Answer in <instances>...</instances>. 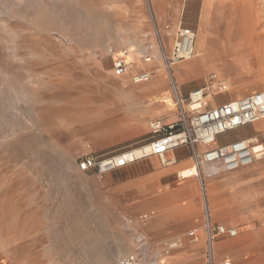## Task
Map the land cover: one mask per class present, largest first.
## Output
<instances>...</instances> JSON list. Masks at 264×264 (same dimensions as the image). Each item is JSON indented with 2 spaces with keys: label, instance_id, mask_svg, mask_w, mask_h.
Instances as JSON below:
<instances>
[{
  "label": "rangeland",
  "instance_id": "1",
  "mask_svg": "<svg viewBox=\"0 0 264 264\" xmlns=\"http://www.w3.org/2000/svg\"><path fill=\"white\" fill-rule=\"evenodd\" d=\"M236 1L209 6L205 32L214 36V48L224 44ZM240 1L254 4L253 15L264 29V0ZM161 6L152 0H0V264H115L131 253L144 254L148 263L157 258L166 264H207V240L204 248V240L196 245L188 236L197 229L195 240H201L207 211L214 222L233 225L239 233L214 244L216 264H264V158L243 168L259 164V181L228 198L221 184L211 183L223 171L208 180L196 176L194 193L191 184L181 190L193 179L180 177L192 160L170 178L147 175V165L135 167L150 157L162 165L159 156L105 174L79 168L88 156L109 158L147 146L155 138L151 121L181 119L177 94L186 98L184 89L195 83L217 76L234 92L232 98L258 91L249 87L264 89L261 28L251 57L222 53L201 76L177 80L175 70L186 61L169 70L164 56L180 24L198 28L203 0H181L177 21L168 5ZM231 28L233 42L239 38L237 24ZM136 42L157 52L156 63L135 56ZM110 46L131 48V73L145 63L155 77L135 84L131 74L116 76ZM161 78L165 85L159 89L155 83ZM167 98L174 104L163 112L159 104L166 105ZM184 109L188 118L186 103ZM260 120L246 130H263ZM254 142L264 147V133ZM232 197L239 202L226 208L223 201ZM174 242L179 245L173 248Z\"/></svg>",
  "mask_w": 264,
  "mask_h": 264
},
{
  "label": "built area",
  "instance_id": "2",
  "mask_svg": "<svg viewBox=\"0 0 264 264\" xmlns=\"http://www.w3.org/2000/svg\"><path fill=\"white\" fill-rule=\"evenodd\" d=\"M196 38L197 33L192 27L180 24L172 50L164 56L165 67L171 70L174 65L194 57ZM107 54L113 57V71L116 76L131 74L132 82L135 84L145 83L151 79L153 72L148 69L131 73L133 66L129 60L128 48L117 49L110 46ZM153 58L152 55L143 56L146 63L152 62ZM214 89H217V92H214ZM226 90V85L212 76L211 81L191 91L186 98L182 96L177 98L181 119L170 124H165L159 119L151 121V132L155 138L147 145L148 149L143 148L144 152L140 157L130 160L125 154L103 159L88 156L80 161L79 168L83 171L96 169L101 174H105L149 156H159L162 164L168 165L174 161L167 160L166 156L169 152L187 145L193 148L191 156L193 165L186 169L190 171L189 176L194 175V169L199 170L206 165H216L220 171L227 173L251 166L256 160V155L264 152L262 144L258 150L259 144L255 145L251 138L238 139L225 145H218L216 142L221 134L264 118V89L226 103L210 106L209 99ZM185 103L191 112L188 118L185 115ZM199 145L204 146V149H197ZM197 231V229L189 231L188 236L195 240ZM205 233L207 264H216L213 251L215 242L223 236L236 237L238 230L222 222H213L207 211ZM146 260L144 254L131 253L118 259L115 264H166L157 258L150 259L149 263ZM221 264H231V262L225 261Z\"/></svg>",
  "mask_w": 264,
  "mask_h": 264
},
{
  "label": "crops",
  "instance_id": "3",
  "mask_svg": "<svg viewBox=\"0 0 264 264\" xmlns=\"http://www.w3.org/2000/svg\"><path fill=\"white\" fill-rule=\"evenodd\" d=\"M180 1L181 0H152L154 5H160V6L163 5V4L168 5L169 6V10H170V15H171L170 18L172 20H174V21H177L179 19V16H180V8L178 6V5H180ZM192 1H193V4H195L196 0H192ZM218 3H220V0H203V9H202L200 17H199L198 28L196 26L192 25V24L189 25L195 31H196V28H197V31H196V33H197L196 44L198 45V47L201 50V52H209V51H214V50L224 51V50H226V48L228 46L229 47H232V46L239 47V45H240V40H239V38H240V32H239L240 28L239 27H241V26H239V25H241V22L243 20V17H242L243 14H244L243 8H244V6H250V2H247V1L244 2V1L238 0V1H236V2H234V3H232L230 5L232 9H231V12H230V17L227 20V24H226L225 30H224L225 31V35H226L224 44L222 45V47L214 48L213 47L214 42L212 43V38L214 36H211V35L208 36V34L205 32V28L208 27L209 22L211 20L209 14H210V8L212 9V7H209V6H213V5H216ZM250 7L255 8L254 5H251ZM162 9H163V6H161V10ZM258 21H261V20L258 19ZM236 24H237V28H238L237 32L239 34V38L236 41L232 42L231 41V34H232L234 29H232L231 27L234 28V26ZM257 30L253 31V33L250 34V36L255 37L256 34L259 33L258 32L259 30L258 31ZM142 45H144L147 48L145 43H142ZM147 50L150 51L148 48H147ZM151 52H154L155 54L157 53L155 50H152ZM198 63H201L199 65V67H201V68H197V71L195 73L191 74V75H188V74H186L184 72V68H183L184 65L177 66V68L175 70V73H174V75L177 77V80L183 81V80L188 79V78L199 77V76H201V73H203V72L205 73L207 70L210 69L211 66H214L212 61L210 62V61L202 60L200 62V60H199V61H194L193 62V64H198ZM148 68H149V66L146 67L145 69L141 68L140 70H142V69L146 70ZM153 76H152V79L155 77V76L154 77ZM159 80H162V81H159ZM205 81H204V83L202 85H196V83H195L193 86H191L189 88H185L183 92L185 94H187V96H188V94L191 91L204 86L207 83ZM145 83H141V84H145ZM148 85H149V83L144 85V86L147 88ZM164 85H165V81H163V78L156 80L155 86L157 88L161 89V88L164 87ZM156 90H158V89H156ZM155 93H157V92L155 91ZM233 93L228 89L225 92H222L220 94H217V95L213 96L212 98L209 99L210 106L219 105V104L226 103V102H229L231 100L237 99V98H232V96L234 95ZM177 96L179 97V96H182V95L180 93H178ZM241 97H243V96H241ZM238 98H240V97H238ZM159 106L162 107L163 112H167L169 110V107L164 105L163 102H161V104H159ZM170 121H173V118L170 119ZM258 126L264 128V124H258ZM263 133H264V129L260 130V131H251V132H249L248 130H246L245 126H242V127H239V128H237L235 130H231V131H228V132H225V133L221 134L220 136H218L216 143L218 145H225V144H229V143H231V142H233L235 140L246 139V138L248 139L249 137L252 140H256L257 137L262 136ZM197 149L203 150L204 146L199 145L197 147ZM192 152H193V148L191 146H188V145L187 146H181V147H178V148L174 149L173 151L169 152L168 155L172 156V158H173L172 160H174L170 164V166H167V165H164V164H162L163 165L162 166L157 159H154V158L149 156L150 158L145 159L144 160L145 162H138L135 165V167L141 166V165H143V166L147 165L148 168H149V170L145 171V173L147 175L154 176V177H162L163 176V177L170 178L171 176H175L176 175L178 168H181V167H183L185 165H189L190 164V162L192 160V157H191L192 156ZM246 168H248V167H246ZM210 172L211 171L208 172V167L203 166L202 168H200L198 170V172L196 173L195 176L189 177V178H193V179L190 180L188 178L189 180L186 183H184L185 184L184 186L180 185L181 190L184 191L185 189H188L189 185L191 184L192 185L191 188H192V191L194 193L195 188L197 187V184H196L197 180H198L197 177L200 180L201 179L208 180V178H212L214 176V175H210ZM236 172L235 173L234 172H231V173L225 172L224 176L217 178L216 179L217 181L213 180L211 182L212 184H215V183L221 184V188H222V190H224L225 194H227V198L229 196L237 197L236 194H237L238 189L242 188L243 186L255 185L259 181V176L262 174V171H261V168H260L259 164L257 166H255V167H253V168L246 169V170H243V169L241 170L240 169V170H238ZM216 175H218V174H216ZM152 191H155V189L152 190ZM144 195H154V193H146ZM238 200L239 199H236V198L232 197L229 200H226V201L224 200L223 204L225 205L226 208H231V206H236V204L239 202ZM210 218H211V216H210ZM222 223H224V222H222ZM224 224H226V223H224ZM226 225H228V224H226ZM228 226H233V225H228ZM199 232H200V230H199ZM204 234L205 233L203 232L201 240L197 239V240H194L193 242L194 243L201 242L200 244H202V242L204 240L203 244H204V248H205L206 239H204V236H206V234L205 235ZM223 238H224V236L222 238L218 239L217 241H219V240H221ZM174 244H176V243L175 242L172 243V245H174ZM177 245H179V243H177ZM205 252H206V249H205ZM150 259H152V258H150Z\"/></svg>",
  "mask_w": 264,
  "mask_h": 264
},
{
  "label": "bare ground",
  "instance_id": "4",
  "mask_svg": "<svg viewBox=\"0 0 264 264\" xmlns=\"http://www.w3.org/2000/svg\"><path fill=\"white\" fill-rule=\"evenodd\" d=\"M248 2V1H247ZM251 5H254V4H252V3H250V6ZM250 6H244V8H243V10H244V14H243V20H242V22H241V25H239V26H241V27H239L240 28V30H239V32H240V38H239V40H240V45H239V47H235V46H232V47H227L226 48V50H224V51H217V50H214V51H209V52H201V50L199 49V47H198V45L197 44H195V55H194V57H192L191 59H188V61L187 60H185L186 61V63L184 64V72L186 73V74H188V75H191V74H193V73H195L196 71H197V68H201V67H199V65L201 64V63H198V64H193V62L194 61H199L200 60V62L202 61V60H206V61H214L215 59H216V57L218 56V55H220V54H222V53H226V54H230V55H238L239 56V59H247V58H249V57H251L253 54H254V52L251 50V45H252V40L255 38V37H252V36H250V34H252L253 33V31H256L258 28H261V31H262V27H260L261 26V24H260V22L261 21H258V19H256V17L253 15V13H254V9L255 8H252V7H250ZM255 7V6H254ZM242 15V14H241ZM264 27V26H263ZM256 29V30H255ZM259 30V29H258ZM257 30V31H258ZM264 30V29H263ZM261 33H263V36H262V46H261V48H260V53H262V54H264V31H262V32H260V34ZM128 44V43H127ZM130 44V43H129ZM125 45V44H124ZM133 47H132V49H131V51H133L134 52V54H135V56H140V57H143V56H148V55H155V53L154 52H151V51H148L147 50V48L144 46V45H142V42H140V43H134L133 45H132ZM256 47V46H255ZM259 48V47H258ZM129 49V50H130ZM255 51H256V49H255ZM156 58H159V56L157 55V56H155ZM204 57V58H203ZM231 57V56H230ZM193 58H195V59H193ZM134 59H135V57H134ZM231 59V58H230ZM217 60V59H216ZM156 61V59L154 60V61H152V63L153 62H155ZM184 61V62H185ZM234 61V60H233ZM136 63V62H135ZM146 63V62H145ZM143 64V65H139L137 68H136V70H140L141 68H146V67H148L149 65H147V64ZM212 68H214V66H211L210 67V69H212ZM153 76V75H152ZM215 77H217V76H215ZM215 80H217V81H219V78L217 77V79L215 78ZM254 84V83H253ZM115 85V84H114ZM227 86V85H226ZM115 87H116V89H115V91H118L119 93H121L122 94V96H125L126 94H125V91H124V89H123V87H121L120 85H115ZM260 88H263L262 86H254V87H249V90L251 91V90H258L259 91V89ZM214 92H217V89H214ZM171 99H168L167 98V101L165 102V104H166V106H168V107H171L172 105V103L174 104V101H170ZM261 123H264V119L263 120H260V122L258 123V124H261ZM261 147V145L259 144V145H257V149L259 150V148ZM143 148H145V150L146 149H148V146H145V147H143ZM143 148H140V149H136V150H134V151H130V152H128V153H124L125 155H126V157H127V159H132V158H138V157H140L142 154H143V152H144V149ZM261 158H264V152H262V153H258L257 155H256V160L258 161L259 159H261ZM206 167H208V172L209 171H211L210 172V175H216V174H219V172H220V170H219V168L216 166V165H206ZM255 167V166H254ZM187 169V168H186ZM184 170L182 173H181V177H182V179H186V178H189V177H192V176H189V173H190V171H188V170ZM198 172V170H196V169H194V175L193 176H195L196 175V173ZM199 240H200V236H199V238H198ZM254 239V238H253ZM239 241V240H238ZM235 242V241H234ZM198 243H200V242H198ZM197 243V244H198ZM237 243H239V242H237ZM196 244V243H195ZM196 244V245H197ZM235 244V243H234ZM233 244V245H234ZM194 245V244H193ZM173 246H177V243L176 244H174V245H172L171 247H173ZM237 246V248H234V249H238L239 247H242L243 246V244L242 245H236ZM259 246V245H258ZM263 246V245H262ZM193 247V246H192ZM217 247V246H216ZM174 248V247H173ZM229 248V247H228ZM216 249V248H215ZM218 250V249H217ZM235 250V251H236ZM218 252V251H217ZM246 252V251H245ZM236 254V253H235ZM238 254H239V252H238ZM248 254V253H247ZM250 254V253H249ZM258 254V253H257ZM251 255V254H250ZM238 257V256H237ZM243 257V256H242ZM261 261H264V249H263V254H262V256H261Z\"/></svg>",
  "mask_w": 264,
  "mask_h": 264
}]
</instances>
